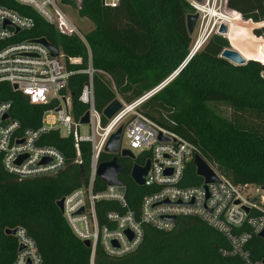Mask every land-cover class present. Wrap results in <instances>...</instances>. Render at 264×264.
I'll list each match as a JSON object with an SVG mask.
<instances>
[{
    "label": "trees",
    "instance_id": "1",
    "mask_svg": "<svg viewBox=\"0 0 264 264\" xmlns=\"http://www.w3.org/2000/svg\"><path fill=\"white\" fill-rule=\"evenodd\" d=\"M228 4L245 19L253 20L233 24L229 36L233 48L247 63L234 65L220 57L230 46L229 41L213 35L178 75L143 103L141 111L191 141L234 183L264 185V0H229ZM0 6L35 19L32 30L17 34L11 42L46 38L62 50L71 72L66 93L71 96L76 120L88 109L79 101V95L89 80L85 71L90 66L94 70L95 108L103 112L114 99L130 103L162 83L182 64L192 47L186 24L192 10L185 0H120L116 7L105 5L102 0H80V16L94 24L85 34V41L75 33L59 32L15 0H0ZM70 58L79 61L71 62ZM3 100H10L11 114L24 127L33 129L41 126L44 112L54 107L31 104L8 82H0V101ZM221 105L231 110L230 117L218 111ZM101 121L105 124L107 119L102 116ZM38 144L56 147L67 166L53 176L19 180L5 171L0 159V264H13L17 245L7 229L18 226L35 240L42 264H91V248L74 235L57 206L59 199L87 183L91 144L81 141L77 149L72 135L62 136L56 129L42 133ZM112 158V154L102 152L99 161ZM146 159L142 153L135 161L118 157L125 168L120 179L127 188L126 197L136 211L141 197L149 190L135 184L130 172L134 164H144ZM186 184H199L193 163L187 169ZM105 188L106 184L97 179L94 191ZM96 207L100 223L105 222L106 211L124 209L113 201H99ZM178 234L197 235L202 240L205 258L195 259L193 264H241L237 257H222L219 249L229 247L227 239L193 217L179 218L171 232L147 226L139 248L122 258H110L98 249L95 264H174L186 253L158 263L152 252L161 253ZM248 248L252 258H264V236L254 237Z\"/></svg>",
    "mask_w": 264,
    "mask_h": 264
},
{
    "label": "built area",
    "instance_id": "2",
    "mask_svg": "<svg viewBox=\"0 0 264 264\" xmlns=\"http://www.w3.org/2000/svg\"><path fill=\"white\" fill-rule=\"evenodd\" d=\"M105 5L116 7L120 0H102ZM27 7L56 29L66 35L81 33L55 0H15ZM80 2V0H79ZM197 20L192 34L195 35L190 51L197 52L213 35H221L230 41L233 21H253L231 8L229 0H185ZM240 23V24H241ZM228 26L226 34L219 28ZM35 27V19L11 8L0 6V82H8L14 90L25 95L34 105L53 104L42 116L38 129L24 127L11 112L10 100L0 101V159L6 172L19 180L34 179L58 174L67 163L64 155L52 145H40L42 133L56 129L62 136L72 135L75 146L79 142L91 144L90 174L87 183L63 196V216L74 235L91 243V264L95 263L97 250L101 249L110 258H122L136 251L145 237V228L171 232L181 217H193L221 233L229 247H221L224 258L237 257L241 264H264V258H252L248 248L254 237L264 231V185L256 183L236 184L204 158L198 148L183 136L173 132L146 116L141 106L159 92L174 77L171 75L162 83L122 107L111 118H106L95 108L93 72L90 66L88 82L83 86L79 101L88 107L89 123H80L72 110V99L66 93L70 71L67 70L64 55L53 56L50 50L38 42L39 39H23L11 42L17 34ZM19 30V31H18ZM71 62L78 59L70 58ZM17 86V89L14 86ZM7 115V118H4ZM102 116L107 119L104 124ZM82 125L90 126V134L81 132ZM123 127L122 138L128 142V150H136L151 161L149 172L142 187L149 192L141 197L138 211L129 206L126 193L118 186H108L94 191L100 154L110 136ZM121 143V140H120ZM121 148L120 144V151ZM201 155L212 168L217 182L206 183L196 173V155ZM46 161V162H44ZM195 165L199 184L187 185L189 165ZM145 164V163H144ZM141 164V165H144ZM113 201L123 210H109L104 213L105 222L100 223L96 203ZM82 211V212H81ZM176 218V222L173 221ZM15 230L17 253L13 264H42L35 240L27 230L18 226ZM8 233V232H7ZM9 234V233H8ZM11 235V234H9ZM1 228H0V252Z\"/></svg>",
    "mask_w": 264,
    "mask_h": 264
},
{
    "label": "water",
    "instance_id": "3",
    "mask_svg": "<svg viewBox=\"0 0 264 264\" xmlns=\"http://www.w3.org/2000/svg\"><path fill=\"white\" fill-rule=\"evenodd\" d=\"M197 20V14H188L186 17V24L187 29L190 35H192L194 31V26ZM19 31V30H18ZM228 32V26L222 24L219 28L220 34H226ZM38 42L45 45L51 52L53 56H57L60 53V49L54 45H52L46 38H41L37 40ZM195 52L190 51L186 59L182 62V64L173 72L172 76L178 75L188 64V62L192 59ZM220 57L228 60L234 65H244L247 63L246 58L239 53L234 48H225L221 54ZM264 77V72L262 73ZM15 89H17V86H14ZM122 107V102L117 98L114 99L110 104H108L105 109L103 110V115L106 118H111L119 109ZM4 118H7V115H5ZM90 118V112L86 111L85 114L80 119V123L87 124L89 123ZM123 132V127H119L116 132H114L106 146H105V152L110 153L113 155V158L108 161H103L99 164L98 170H97V177L107 184L108 186H118L119 191L122 193H127V188L124 185L123 181L120 179L121 174L125 172L124 166H122L118 162V157H129L131 159H136V156L128 149H122L120 151V140ZM46 162V161H44ZM194 163L196 165V173L198 176H201L205 179L206 183L211 182H217L218 177L212 170V168L209 166V164L204 160V158L201 155H196ZM151 165V161L148 159L145 161L144 165L141 164H134L131 168V178L135 182V184L142 186L145 182V178L149 172ZM57 206L62 211L63 210V198L59 199L57 201ZM82 212V211H81ZM176 218H173V221L176 222ZM9 234L14 235L15 230L10 229L7 231ZM260 237L264 236V231L259 234ZM84 244L87 247L91 246L90 241H84Z\"/></svg>",
    "mask_w": 264,
    "mask_h": 264
},
{
    "label": "rangeland",
    "instance_id": "4",
    "mask_svg": "<svg viewBox=\"0 0 264 264\" xmlns=\"http://www.w3.org/2000/svg\"><path fill=\"white\" fill-rule=\"evenodd\" d=\"M57 5L64 11L71 22L75 25L78 31L81 33V38L85 41V34L91 31L94 28V24L85 17H81L77 6L79 5V0H70V3H66L63 0H55ZM264 21V20H263ZM240 25V24H238ZM56 28V27H55ZM78 35V33H77ZM192 42L194 41L195 35L192 34ZM62 51V50H61ZM218 111H220L226 117L231 116V110L226 106H219ZM81 132L83 134H90V126L82 125ZM121 148L128 149V142L125 138L121 139ZM141 151L136 150L134 155L136 158L140 156ZM121 157V156H120ZM68 178L65 181H68ZM70 181V180H69ZM185 252L186 255L182 256L179 259L174 260V264H193L195 259H204L205 258V249L202 240L197 235H186L183 237H179V234L170 239L168 243V247L160 252H152L154 260L158 263L165 262L168 259H172L178 253ZM95 264V263H94Z\"/></svg>",
    "mask_w": 264,
    "mask_h": 264
},
{
    "label": "bare ground",
    "instance_id": "5",
    "mask_svg": "<svg viewBox=\"0 0 264 264\" xmlns=\"http://www.w3.org/2000/svg\"><path fill=\"white\" fill-rule=\"evenodd\" d=\"M236 19H238V18H235V19H234V21H233L234 23H233V24H235V25H238V24H240V23H241V21H238V20H236Z\"/></svg>",
    "mask_w": 264,
    "mask_h": 264
},
{
    "label": "flooded vegetation",
    "instance_id": "6",
    "mask_svg": "<svg viewBox=\"0 0 264 264\" xmlns=\"http://www.w3.org/2000/svg\"><path fill=\"white\" fill-rule=\"evenodd\" d=\"M122 158H127V159H130V160H132V161H135V159H131V158H129V157H122Z\"/></svg>",
    "mask_w": 264,
    "mask_h": 264
}]
</instances>
